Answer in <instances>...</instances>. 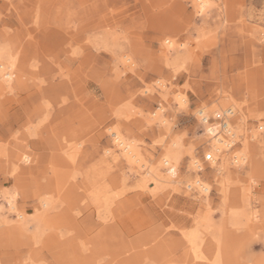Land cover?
<instances>
[{
    "label": "rangeland",
    "instance_id": "374dc122",
    "mask_svg": "<svg viewBox=\"0 0 264 264\" xmlns=\"http://www.w3.org/2000/svg\"><path fill=\"white\" fill-rule=\"evenodd\" d=\"M0 48V264H264V0H0Z\"/></svg>",
    "mask_w": 264,
    "mask_h": 264
},
{
    "label": "bare ground",
    "instance_id": "6f19581e",
    "mask_svg": "<svg viewBox=\"0 0 264 264\" xmlns=\"http://www.w3.org/2000/svg\"><path fill=\"white\" fill-rule=\"evenodd\" d=\"M207 3H208V0H196V6L199 9V11H202L204 8H206L207 7ZM164 43L167 45L168 48H173L175 42H174V40H172V39H170L168 37V38L164 39ZM15 63H16V59H15L14 54H11V53L7 52V49L0 48V78L3 80L2 84H1V87H3V89H8V88L11 87L12 80H13V71H12V66L13 65H11V64H15ZM122 63L125 66L126 65H132V60H131L130 57L125 55V56H123ZM158 84L161 85V87H164V84H162L161 82H159ZM178 97H179L178 101L182 105L187 100V99H185V97H180L179 95H178ZM185 105H186V103H185ZM156 115L157 114H155V116ZM116 129H117V131H115L113 133V136H114L115 142H116V147L119 148V150L126 156V158L129 161H132V162L142 161V155L136 149L137 147H135L133 145V143H130L129 141H127L125 139V137L123 136V134L120 132V130H118V128H116ZM237 129H239V130H237V132H236V130H235V132H234V130H231V138H233V139L229 140L224 135H220V134L216 135L217 134L216 133L217 130L215 128L212 129V128L207 127V133L209 135H211V138L213 140V146H212L213 150L208 155V156H210V160L212 162H214L216 160V157H217L216 152H219L221 149L222 150L225 149V151H227L229 149L231 150L232 145L235 144L234 137L237 138V135H239L242 132V130H243L242 126L240 124L238 125ZM239 155L237 153H235L233 155V158L235 160H237L236 162H239L240 160H245V155L244 154H242L241 156H239ZM225 158H226V155L224 157V162H225ZM24 160L26 162H28L29 161V156L24 157ZM227 160L228 159H226V161ZM170 163H171V158L169 156H167L165 158V160H164V165H170ZM197 164H199L198 161L194 162V165H197ZM149 175H151V174H149ZM195 184L203 192L207 193V191L209 190V187H207L206 184L201 183V181L199 179H197L195 181ZM5 195H6V200L9 202V205L11 206V209L16 210V208H17V205L15 203L16 202V195H14V194L11 195L9 193H5ZM42 206L44 208H47L49 206V202L48 201H42ZM0 211H2V207L1 206H0ZM199 259H202V257H199Z\"/></svg>",
    "mask_w": 264,
    "mask_h": 264
},
{
    "label": "built area",
    "instance_id": "2783aa9c",
    "mask_svg": "<svg viewBox=\"0 0 264 264\" xmlns=\"http://www.w3.org/2000/svg\"><path fill=\"white\" fill-rule=\"evenodd\" d=\"M199 115L201 116V120L205 125H208L209 128L212 129L215 128L217 130L216 135L218 134L224 135L227 139L232 140L231 130H232V118L234 116V111L232 109H227L225 111L217 112L215 114V117L212 118V120H214L213 122H211V119H209L206 116L204 111L200 112ZM207 159L210 160V156H207Z\"/></svg>",
    "mask_w": 264,
    "mask_h": 264
}]
</instances>
